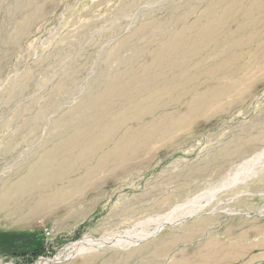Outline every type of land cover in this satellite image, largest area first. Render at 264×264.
<instances>
[{"label": "rangeland", "instance_id": "374dc122", "mask_svg": "<svg viewBox=\"0 0 264 264\" xmlns=\"http://www.w3.org/2000/svg\"><path fill=\"white\" fill-rule=\"evenodd\" d=\"M263 150L264 0H0V264H264Z\"/></svg>", "mask_w": 264, "mask_h": 264}, {"label": "bare ground", "instance_id": "6f19581e", "mask_svg": "<svg viewBox=\"0 0 264 264\" xmlns=\"http://www.w3.org/2000/svg\"><path fill=\"white\" fill-rule=\"evenodd\" d=\"M261 154L264 155V150H263V152ZM250 163H251V161H248L245 164V166H248ZM244 167H242V169ZM245 170H246V168H245ZM224 183H225V181L221 182V184L217 185L216 187L211 188L210 190L204 192L203 194H201L199 196L197 195V197L194 199V201L199 202L200 200H203L205 198V196L207 197L208 193L213 192L215 189L221 188ZM194 201H192V202L194 203ZM193 203H192V206L191 205L190 206H178L177 208H179V209H176V210L174 209L172 212L167 213L166 215H164L162 217L161 221L163 223H165V222L167 223L168 220H173V218H176L179 215L180 216H185V215L188 216L190 214V210H192V209L195 210L196 213H198L200 210L203 209V205H200V203H195V204H193ZM224 212H226V211H224ZM228 212H230V210H228ZM156 230H154L152 232L151 231H149V232L148 231H141L138 234L136 232H135V234H132V233L130 234L129 233L126 236L115 235V236L110 237V238H105L104 237V238L99 239V240H93L88 245L85 244V243H78V244H75V245L72 244V245H68L65 248V251L69 250V254L70 255L82 254V253L84 254L86 252H92L94 250H98L104 244L112 245V244H117L116 242H119L120 240H126V241L130 240V239L132 240V238L134 236L139 237V239L145 240L149 235L154 234L156 232ZM50 261L52 262V261H55V260L51 259ZM43 263L44 262H42L41 264H43Z\"/></svg>", "mask_w": 264, "mask_h": 264}]
</instances>
